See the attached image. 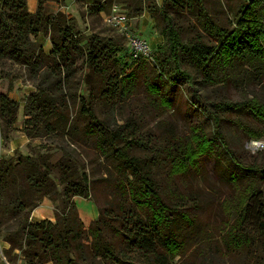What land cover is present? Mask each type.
<instances>
[{
	"label": "trees",
	"instance_id": "1",
	"mask_svg": "<svg viewBox=\"0 0 264 264\" xmlns=\"http://www.w3.org/2000/svg\"><path fill=\"white\" fill-rule=\"evenodd\" d=\"M45 1L38 0L37 10L31 14L27 0H0V70L23 67L37 82L36 92L24 100L22 132L28 139L66 141L78 150L88 146L99 152L113 165L115 191L130 201V206L118 204L116 211H103L85 227L74 198L88 199L92 186L84 168L81 175L74 173L77 166L70 165L74 156L66 144L56 145L62 158L55 163L49 155L37 152L2 159L0 239L9 248L2 251L4 260L0 264H171L184 242L175 233H167L177 217L163 201L151 166L153 159L133 154L138 147L144 149L137 131L128 125L111 127L100 119L90 86L87 97H78V111L72 114L70 107L79 64L109 85L100 90V97L116 95L122 79L120 74L110 72L108 65L114 55L127 53V48L96 35H80L70 15L45 14ZM111 2L94 0L86 14L108 13ZM122 4L128 18L147 12L156 28L161 24L162 42L150 65H156L170 81L193 86L184 65L200 72L206 86L231 82L238 87L244 81H264V0H237L226 24L209 11L208 0H163L161 5L155 0H122ZM182 16L192 18L198 32L186 35L176 23V18ZM40 36L49 39V54L38 42ZM139 63L149 64H130L128 60L123 66L130 69ZM90 80L89 74L85 82ZM127 92L122 89L117 95L126 96ZM20 105L0 89V135L5 142L16 130ZM210 107L216 112L244 110L264 123V104L256 98L212 103ZM212 119L215 135L227 148L218 119L213 114ZM191 134L190 142L177 143L166 154L171 176L182 174L212 145L199 129L193 128ZM262 136L251 133L249 138L259 140ZM231 175L235 185L243 179L246 185L223 204L228 217L236 215L233 225L226 228L225 242L240 251L245 246H256L260 263L264 264V169L240 167L237 174ZM44 198L54 205L55 221L32 223L30 214ZM253 211L258 221L251 228Z\"/></svg>",
	"mask_w": 264,
	"mask_h": 264
},
{
	"label": "rangeland",
	"instance_id": "2",
	"mask_svg": "<svg viewBox=\"0 0 264 264\" xmlns=\"http://www.w3.org/2000/svg\"><path fill=\"white\" fill-rule=\"evenodd\" d=\"M93 1L47 0L42 9L48 15L59 9L70 15L75 29L84 37L96 35L127 48L125 38L104 21L103 13L97 16L86 14V9ZM155 1L159 5L163 2ZM236 2L237 0H208V8L216 18L226 24L231 20L230 10L235 7ZM143 14L149 17L151 32L160 37L161 24L156 28L150 15L147 12ZM141 16L129 18L131 32L147 41L146 34L138 31V19ZM176 23L186 35L198 32L195 21L189 16L176 18ZM44 38L46 37L40 36L37 39L41 45L46 40ZM151 47L155 50V46ZM127 61L128 53L123 52L114 55L109 62V71L114 75L120 74V80L122 79L114 97L108 94L100 97V90L108 89L109 85L106 86L84 64H79L73 83L75 98L70 107L72 114L78 111V97H87L90 86L97 98L95 109L100 119L108 122L111 127L128 125L137 131V138L144 143V149L138 147L133 154L153 159L151 166L154 168L153 173L163 201L175 211L174 215L177 217L176 223L171 225L167 233H175L184 242L179 255L171 264H261L260 252L256 246H245L240 251L226 244V228L233 225L236 215L228 217L223 204L234 198L237 190L246 185L244 179L235 185L230 179L232 173L237 174L240 167L250 170L264 169V147L254 153L246 147L247 142L252 139L249 138L251 133H261L263 136L259 140L264 143V123L254 118L250 112L234 109L216 112L210 104L235 103L251 98L264 104V81L259 84L257 81H244L238 87L231 82L206 86L202 83L200 72L184 65L183 69L193 78V86H190L184 81H170L169 77L166 78L158 71L156 65L139 63L126 69L123 65ZM89 74L91 80L86 83L85 79ZM36 83V80L29 78L23 67L7 66L0 70V89L8 95L12 92L21 105H24L25 98L29 96L26 93L36 92ZM10 85L11 90L8 91ZM152 86L157 89V93ZM122 89L128 90L126 96L117 95ZM20 110L21 107L18 120ZM212 114L218 119L227 148H224L215 135ZM22 122L21 115V132L24 128ZM193 128L199 129L211 139L212 145L182 174L171 176L168 173V161L165 160L166 154L177 143L190 142ZM24 136L26 137L25 134ZM9 137L12 138V134ZM28 140L29 144L16 150L12 157L19 154L28 156L31 152H37L49 155L51 163H55L62 158V151L56 145L66 144L67 150L74 156L70 165L77 166L74 173L81 175L84 168L83 173L90 180L92 187L88 199L94 202L99 214H103V211H116L118 204L130 206V201L115 191L113 165L99 152L88 146L78 150L71 142L66 141L59 142L48 138ZM7 142L3 141V145ZM262 188L264 190V184ZM250 216V227L254 228L258 221L256 212L253 211ZM109 218L111 219L110 216ZM1 259L4 260L2 254Z\"/></svg>",
	"mask_w": 264,
	"mask_h": 264
},
{
	"label": "crops",
	"instance_id": "3",
	"mask_svg": "<svg viewBox=\"0 0 264 264\" xmlns=\"http://www.w3.org/2000/svg\"><path fill=\"white\" fill-rule=\"evenodd\" d=\"M37 5H38L37 0H27L28 12L31 14L35 13L37 10ZM57 12L64 13L62 10L60 11V9L58 11H55V13ZM138 21H139L138 31L143 34L145 33L147 41L150 43V45H153V47L155 46V49H156L157 46L162 42V38L161 36L159 37L151 32L152 27H151L149 17H146V14H143L138 19ZM38 39H40V37ZM44 39L46 40L42 42V48L46 54H49L52 51L51 43L48 38H44ZM33 92L34 91H29L25 95L26 96L31 95L33 94ZM8 97L9 99L13 101L19 102L17 99L14 98V95H12V92L9 93ZM20 107H21V110H20L21 113L19 114L20 117H19V120L15 128L16 130L12 133V138L9 139V141L7 142L5 146L3 145V140L0 135V142L2 140V145L0 146V155L2 156L3 159L11 158L16 150L22 149L29 144V140L21 132L20 121H21L23 105H20ZM74 202H75V205L78 211V216L81 222L83 223L85 227L90 226V224L94 222L99 215V211L96 205L94 204L93 201L89 199H83V198H74ZM53 209H54V206L52 202L49 199L44 198L41 201L40 205L31 212L29 220L32 223H38L43 220L54 222L55 218H54ZM8 248H9V245L0 239V256L2 254V251ZM1 261H3V259H1L0 262ZM4 264H7V263L4 262Z\"/></svg>",
	"mask_w": 264,
	"mask_h": 264
},
{
	"label": "built area",
	"instance_id": "4",
	"mask_svg": "<svg viewBox=\"0 0 264 264\" xmlns=\"http://www.w3.org/2000/svg\"><path fill=\"white\" fill-rule=\"evenodd\" d=\"M110 11L104 13V21L114 28L126 40L128 60L130 64H135L139 61H144L149 64H154L156 57V49L153 50L148 41L134 35L131 32V23L123 8L122 0H112ZM2 145V140L0 146ZM246 147L251 152H256L259 148L264 147L261 140H249ZM0 155V162L2 160Z\"/></svg>",
	"mask_w": 264,
	"mask_h": 264
}]
</instances>
